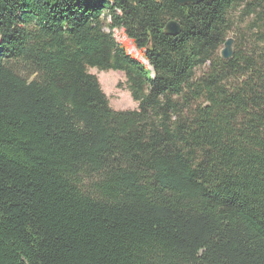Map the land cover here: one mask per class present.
<instances>
[{"label": "trees", "instance_id": "1", "mask_svg": "<svg viewBox=\"0 0 264 264\" xmlns=\"http://www.w3.org/2000/svg\"><path fill=\"white\" fill-rule=\"evenodd\" d=\"M0 264H264V0H0Z\"/></svg>", "mask_w": 264, "mask_h": 264}, {"label": "rangeland", "instance_id": "2", "mask_svg": "<svg viewBox=\"0 0 264 264\" xmlns=\"http://www.w3.org/2000/svg\"><path fill=\"white\" fill-rule=\"evenodd\" d=\"M108 28V27H107ZM108 31H110L108 29ZM114 36L119 42L134 56L139 57L136 49L132 45L131 41L126 37L122 29H115ZM234 32H231L230 36H233ZM203 69L199 70L201 73ZM90 71L96 74L102 84L104 92L107 94L110 103L115 109H135L138 108V102L134 100L127 87L125 72L121 70H100L98 68H90Z\"/></svg>", "mask_w": 264, "mask_h": 264}, {"label": "water", "instance_id": "3", "mask_svg": "<svg viewBox=\"0 0 264 264\" xmlns=\"http://www.w3.org/2000/svg\"><path fill=\"white\" fill-rule=\"evenodd\" d=\"M175 2L181 5L187 4H198L204 0H174ZM182 25L181 23L175 19L171 18L167 21L165 25V32L169 35H178L182 32ZM234 42H235V34L227 38L224 47L221 49L220 53L223 58H231L234 55Z\"/></svg>", "mask_w": 264, "mask_h": 264}]
</instances>
